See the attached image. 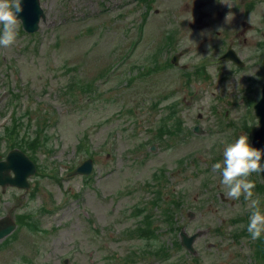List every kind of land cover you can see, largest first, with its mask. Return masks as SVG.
Returning <instances> with one entry per match:
<instances>
[{
    "label": "rangeland",
    "instance_id": "obj_1",
    "mask_svg": "<svg viewBox=\"0 0 264 264\" xmlns=\"http://www.w3.org/2000/svg\"><path fill=\"white\" fill-rule=\"evenodd\" d=\"M211 1L40 0L39 31L20 21L16 43L0 47V157L20 149L39 170L23 204L19 190L0 192V219L20 223L0 264H264L249 202L228 198L213 171L227 144L243 134L251 145L259 127L260 97L244 95L262 57L219 65L228 38L214 33L223 18ZM88 158L89 179L67 176ZM173 211V227L200 234L195 255L171 231Z\"/></svg>",
    "mask_w": 264,
    "mask_h": 264
},
{
    "label": "clouds",
    "instance_id": "obj_2",
    "mask_svg": "<svg viewBox=\"0 0 264 264\" xmlns=\"http://www.w3.org/2000/svg\"><path fill=\"white\" fill-rule=\"evenodd\" d=\"M229 7L231 4L227 3ZM24 11L22 0H0V47L9 48L16 43L20 24L19 14ZM264 150L254 148L247 135H240L233 143L227 144L222 162L213 165V171L222 176L221 183L227 188L226 196L239 200L241 196L248 201L251 211L247 231L252 240H259L264 234V212L261 211L260 198L255 196V183L250 180L253 173L261 175Z\"/></svg>",
    "mask_w": 264,
    "mask_h": 264
},
{
    "label": "flooded vegetation",
    "instance_id": "obj_3",
    "mask_svg": "<svg viewBox=\"0 0 264 264\" xmlns=\"http://www.w3.org/2000/svg\"><path fill=\"white\" fill-rule=\"evenodd\" d=\"M225 0H212L211 3L219 5L217 9V18H223L220 22L221 29H215L214 33L219 37L223 35L225 39L228 38V41L222 44V47L219 51V57L217 61H220L219 65L223 63H232L234 62H224L222 57L232 52L239 56L242 61L243 66L247 62H257V57L259 60L262 57L263 69H264V0H226L227 3L231 4V7L228 4L223 3ZM219 22H215L213 26H216ZM254 40L253 44L249 42V39ZM252 49H256L253 51ZM255 56V57H253ZM261 93L260 89H257L255 94ZM260 96V94L258 95ZM4 160L0 157V161ZM255 174L254 183L256 190H261L264 187V181L261 177ZM17 189V188H14ZM8 191V188L0 186V192L5 195ZM20 191V198L18 199L23 204V200L26 198L29 191ZM263 194V193H262ZM221 203L224 201V195L221 193L219 195ZM2 197L0 196V202ZM10 219L12 222H15L16 228L13 233L8 234L0 243H5L10 238L16 236L18 230L20 229V223L15 220L10 215L2 217L0 220ZM13 222V223H14ZM5 227V226H3Z\"/></svg>",
    "mask_w": 264,
    "mask_h": 264
},
{
    "label": "water",
    "instance_id": "obj_4",
    "mask_svg": "<svg viewBox=\"0 0 264 264\" xmlns=\"http://www.w3.org/2000/svg\"><path fill=\"white\" fill-rule=\"evenodd\" d=\"M24 11L19 14V18L23 21L25 29L29 33H34L39 30V24L41 18L46 19L44 11L41 8L40 0H22ZM178 59V58H177ZM233 59L235 58H228ZM177 62L176 58L174 59ZM256 114L260 118V130L255 133L254 148L264 150V89L263 98L255 106ZM197 132H201L199 128ZM155 150V148H154ZM262 164H264V157H262ZM93 170V162L91 160L85 162L83 166L78 168L71 174H85L90 175ZM14 173L12 177L10 173ZM36 169L34 164L26 158L20 151H12L7 161L0 162V185L3 187L12 186L18 188H29L28 177L35 174ZM264 177V172H262ZM5 226V227H3ZM15 224L10 219H4L0 221V240L4 239L15 228ZM200 237L199 233L189 236L184 230L181 232L182 246L190 251L191 254H196L197 251L194 247V243L197 238ZM65 264H69V260H65Z\"/></svg>",
    "mask_w": 264,
    "mask_h": 264
},
{
    "label": "trees",
    "instance_id": "obj_5",
    "mask_svg": "<svg viewBox=\"0 0 264 264\" xmlns=\"http://www.w3.org/2000/svg\"><path fill=\"white\" fill-rule=\"evenodd\" d=\"M15 132H16L17 134H20V132H18V131H16V130H15ZM8 135H9V137H13V135H14V130L11 129V128H9V127H8ZM148 224L151 225L150 222H149ZM146 231H147L148 235H150L151 233H153V231H152V232L149 231V230H146ZM136 234H137V233H136ZM142 234L144 235L145 232L143 231ZM137 236H138V235H137ZM262 247H263V246H262ZM260 248H261V247H260Z\"/></svg>",
    "mask_w": 264,
    "mask_h": 264
}]
</instances>
